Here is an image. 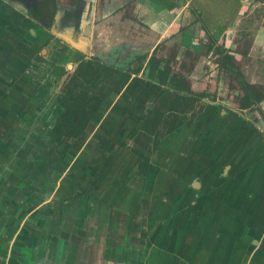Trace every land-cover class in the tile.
Here are the masks:
<instances>
[{"label": "crops", "instance_id": "crops-1", "mask_svg": "<svg viewBox=\"0 0 264 264\" xmlns=\"http://www.w3.org/2000/svg\"><path fill=\"white\" fill-rule=\"evenodd\" d=\"M35 1L40 12L38 9H25L20 0H0V109L12 120L10 133L17 137L9 139L20 147L16 148L15 154L18 156L26 138L31 143L29 136L42 132L43 121L54 120L58 113L61 114L63 129L62 114L66 109L60 99L65 92V84L81 61H89L84 75L94 74L87 88L91 97L86 106L88 121L85 133L78 134H86L91 121L98 118L104 121L106 118L108 123L101 122L98 126L99 135L118 136L131 128L137 119H142L141 115L158 117L160 130L155 147L147 148L135 137L126 138L130 145L125 143L127 145L112 149L101 161L95 160L99 157L96 146H84L82 153L78 154L80 156L75 158L78 160L73 163L72 181L93 179L96 173H99L98 179H103L101 182L110 187L114 186V179H141L136 177L135 170L127 171L131 176L122 174V166L117 164L118 159L132 153L131 149L139 151L142 155L137 156L141 159L147 156L156 173L151 176L145 171L143 179H152L153 176L154 179H163L171 175L172 181L185 185L182 195L175 188L168 198L173 222L182 201H185L186 215L191 214L186 226L189 229H184L186 235L180 241L182 247L179 245L180 236L176 237L172 230V246L187 247L183 264H204V258L205 264H264V118L258 120L255 116H247L219 96L213 101L202 97L200 108L191 103L183 106L178 100L174 102L172 85L156 76L157 70L170 71L172 75V40H178L179 48L200 50L204 45L201 36L205 32L216 39L214 44L223 53L225 49L231 52L226 48L228 45L224 47L220 43L229 40L227 33L241 19L250 3L246 0H184V15L191 12L187 8L190 4L199 15L202 14L198 15L200 37H197L193 33L192 19L190 26L187 18L180 23L175 19L172 0ZM200 23L206 29L201 28ZM181 26L185 27L182 29ZM254 33L252 47L258 43L257 40L264 38L262 27ZM40 46L44 50L42 56L38 54ZM150 56H155L151 62L148 61ZM65 70L70 72L69 76L61 85L54 87L53 79ZM198 82L193 80L192 85L197 86ZM181 118L186 121L176 126ZM16 122L23 127H17ZM167 122L172 135L167 133L161 139L159 135ZM183 132V137L190 141L188 149L178 147L179 137L172 144L174 133ZM10 133L5 132L4 135ZM65 137L70 142L73 136ZM27 145L22 149L28 151ZM71 151L69 149L67 153ZM182 152L184 156H180ZM117 154L119 158L113 160ZM47 155L29 156V168L39 167L40 179H53L52 171L56 169V163L49 167ZM16 167L15 162L14 169ZM23 168L26 170L27 166ZM32 173L28 171L23 179L30 176L34 179ZM19 181L14 180L16 185ZM47 184L45 189L49 188ZM127 194L132 197L126 190L106 193L107 198L113 201L112 207L118 210L114 215L123 213L126 216L114 220L113 224V221L99 223L97 216L91 226L76 210L60 216L62 219H57L56 225L61 228L64 223L70 224L71 230L66 235L67 241L61 244L62 255L56 262L139 264L132 260L138 253L130 245L128 231L133 228L132 220L140 219L143 213L124 202ZM177 195H181L179 201ZM3 202L0 196V212H4V217L0 215V234L10 231L12 225L9 226L7 221L15 219L11 211L6 212ZM193 215L201 217V223H194ZM101 232L104 235L98 239ZM10 239L8 244L0 239V264L36 261L53 264L52 260L56 259L48 258L47 261V253L43 251L44 255H36L29 248L31 246L26 247L25 244L21 246L28 249L24 256ZM67 245L71 246L66 263ZM2 248L4 252H1ZM43 248L42 243L40 250Z\"/></svg>", "mask_w": 264, "mask_h": 264}, {"label": "rangeland", "instance_id": "rangeland-1", "mask_svg": "<svg viewBox=\"0 0 264 264\" xmlns=\"http://www.w3.org/2000/svg\"><path fill=\"white\" fill-rule=\"evenodd\" d=\"M183 1L184 0H172V3H175L174 6H172V9L175 10L174 12L172 10L174 13L173 15L176 16L175 19L178 20V23L184 18L189 19L187 21V23L189 22L187 24L189 26L191 22H193V33L197 35V37H200L198 34L199 28L197 29V26H199L198 17L202 14L199 15L196 8L191 7L192 4H190V7L187 8L191 12L184 15L182 12L185 5ZM246 1L250 4L246 6L245 11L241 14V19L236 22L235 25H233L232 30L227 33L230 35V37H228L229 40L225 39L220 43V45L223 44L224 47H226L225 45H228L226 48H229L231 53L232 51H235L231 63L234 70L220 66L223 57V50L218 52L216 44H214L216 39L212 40L208 33L206 34L204 32L201 36L204 39L202 43L205 46L203 45L202 49H200V53L203 54V57L200 58L199 63L197 62L196 67H194L196 61L193 54L188 52L185 53L182 46L180 48L178 47V40H172L173 70L179 72L181 76L182 74H189V80L192 79V77H199L200 81L197 83V86H194L198 92L204 87L202 86L201 81H203V84L206 83L204 91H207V95L205 99L207 98L213 101L217 100L219 96V98L225 99L228 103H231L236 107H238V101L241 97L248 92V87L245 83L247 78L254 81L253 78L256 77L255 74L263 73L264 68V38L257 40L258 43L252 47L254 41L253 35L256 34L254 32L261 27L262 30H264V0ZM20 2L25 9L30 8L37 10L39 8H36L37 2L35 0H20ZM209 11H214V9ZM37 12H40V9H38ZM199 21L201 20L199 19ZM200 24L201 28L206 29L202 23ZM184 27L185 26H181L180 28L183 29ZM211 41L214 43L208 48V52L205 53L204 48L206 50V47ZM199 42H201V40ZM42 47L43 46H40V48H38V54L40 56H42L44 52V50H41ZM225 50L226 51L224 52H230L227 49ZM175 54H181L180 58H175ZM236 69H239V72H237ZM89 72L90 71L86 74L88 75ZM69 74L70 72L65 70L64 72L58 73L59 76H56V79L51 77V79L54 80V87L61 85V83L67 79ZM259 78L261 79V77ZM33 91L36 90L34 89ZM198 94L199 93L195 95ZM194 98L195 97H193V100L190 103L195 105V107L200 108L201 99L199 102H196V99ZM0 108L2 107L0 106ZM0 112V128H2L0 129V196L2 201L5 202L2 204H4L3 207H6V212L11 211L10 213H13L12 216L15 218L14 220L12 219V221L10 219L7 221L9 226L12 225L10 226L11 230L0 234V239H4L5 244H8V239L11 238L14 240L16 249L20 250V254L22 253L25 256V253L28 252L27 248H21V246L25 244L26 247L31 246L29 248L33 249L34 252L37 253L36 255H44L47 253V261L48 258H56L52 260V262L53 264H58L56 260L62 255L63 250L61 244L67 241L68 236L66 235L71 230V225L64 223L60 228L55 223L57 219L61 220L62 218L60 219V216H67L71 210H76L80 212L79 215H81L86 222L91 223V226L92 221L94 222L97 220V216L100 220L99 223H109L110 221H113L111 222L113 224L115 223L114 220H120L121 216L124 218L126 216L123 215V213H121L120 216L114 215L118 210L112 207L111 202L113 201H111L110 198H107L106 193H118V190L123 192L126 190L130 194L132 191L133 193L130 195L132 196L130 198L129 194H127L126 198H123L124 202H128L127 205L129 207L134 206V209L143 213L140 219L132 220L133 228L128 231L130 245L133 246V250L138 253L134 255L133 259H131L139 262V264H183L182 259L185 258L187 247L181 248L183 243L180 241H182L186 235L184 229H189V227L186 228V226L187 220L191 217V214H189V216L186 215L184 211L185 201H182V204L177 208L176 213L174 212L176 217L173 218L175 219L173 222L171 216L172 213L170 212L172 209L168 198L170 197L172 189L175 192V188L177 192L182 195L185 185L180 186L175 180L172 181L171 175L170 177H163V179H154V176L152 179H143L142 176H144L143 174L145 171H147V175L151 174L152 176L153 174H156L154 173V168L151 167L152 164L150 165L149 158H146L147 156H143L145 158L141 159L137 155L142 154L139 151L136 152V150L134 151L130 148L132 151L130 155L117 160V164L119 163L122 166V174L131 176L129 173L135 170L137 172L136 177L141 179H114L112 181V185L114 186L111 187L108 184L101 182L103 179H98L99 173H96L93 179H75L76 181H72L71 179L73 176V163L78 160L75 158L80 156L78 154L85 148L84 146L89 144L90 146H96L97 151L99 152L97 155H99V157L95 158V160L101 161L105 155L112 152V149L127 145L125 144L128 143L126 138L132 139V136L126 134L130 127L125 129V132L123 134L120 133L118 136H110V134L99 135V124L101 122L108 123L109 120L105 118L107 121H100L99 119L101 118H98L96 121H91L86 134L74 135L70 138L71 140L69 142L68 139L66 141L62 126L60 125L61 114L58 113L54 120L43 121L42 132L39 131V133H44L43 135L38 133L37 135L29 136L32 138L31 143H29L27 138L25 139L26 143L24 142V145L21 146L23 148V146L25 147L29 143L27 145V149L29 150L27 151L26 149L21 148L20 151L18 150L19 153L17 156L14 151L16 148L19 149L20 147L18 148V144L9 139L11 137H17V135L10 133L11 126H13L12 120H10V116L5 111L0 109ZM189 115H187V118H189ZM185 121L186 119L181 118L180 121L176 122V126ZM211 122L213 121L211 120ZM46 123H48V125ZM15 125L19 127L20 124L19 122H16ZM124 127L126 128V126ZM5 132L10 134L4 135ZM167 133L172 135V129L168 130V122L163 126L159 137L164 139V135ZM175 135L177 134L174 133L172 144H174V140L179 137V142L177 143L178 147L188 149L190 141L183 137L184 132L183 134H178L177 137ZM128 145L130 144L128 143ZM69 149L73 151L68 154L67 151ZM30 154L34 156L38 155V157H41L43 154H48L47 159H49V167L56 163V169L52 171V177L54 180L40 179V169L37 166V169L29 168V165H31L29 162ZM184 154L185 153L180 156H184ZM116 158H119L118 154L113 156L112 159L115 160ZM15 162L18 167L14 169ZM23 166H27V169L25 170ZM162 170L163 169L160 171ZM165 170L168 172V169ZM28 171L33 172L34 179H30L31 176L29 179H23L24 175L27 176ZM156 178L158 177L156 176ZM15 179L20 180L17 185L14 182ZM45 181H49V183L47 184ZM45 183L49 188L45 189ZM181 195L176 196L178 201L180 200ZM133 208L129 210L131 211ZM3 214L4 212L1 211V217H4ZM192 220L194 223H197V221L201 223V217L198 218L193 215ZM172 230L175 231L176 237L179 238L180 236L179 245L181 247L179 245L175 248L172 246ZM188 234L190 237V233ZM91 235H93V233H91ZM102 235H104L103 232L100 233L98 239H102ZM42 243L44 248L43 250H40ZM70 246L71 245H67L66 257H64L66 263L69 261L70 257H68V255H70ZM51 248L52 250L50 252ZM1 252H4L3 248L1 249ZM245 253L247 252L245 251ZM205 259L206 258H204V264ZM30 260L28 261L30 262ZM134 263L135 262H130V264ZM27 264L43 263L36 261Z\"/></svg>", "mask_w": 264, "mask_h": 264}, {"label": "flooded vegetation", "instance_id": "flooded-vegetation-1", "mask_svg": "<svg viewBox=\"0 0 264 264\" xmlns=\"http://www.w3.org/2000/svg\"><path fill=\"white\" fill-rule=\"evenodd\" d=\"M206 48V50L204 48L205 53L208 52V47ZM184 51L185 53L188 52L193 54V57H195L196 61L194 67H196L197 62L199 63L200 58L203 57V54L200 53L201 50L186 48L184 49ZM180 56L181 54L174 55V57L177 59H179ZM154 59L155 56H150L148 61L151 62ZM173 69L174 68L172 67V75H170V71L157 70L156 76L161 80V75H163L166 81L172 85V91L175 94L174 102L178 100L183 106H185L192 102L193 97H195L194 99L196 100H200L202 99V97H205L207 95V91H204L206 83L202 84V86L204 87H202L200 89L201 91L199 90V92L196 91V88L192 85L193 80L200 81L199 77H192V79L189 80V74L188 76L187 74L181 73V76L179 72ZM255 75L256 77L253 78L254 81L249 80L246 77L247 80L245 83L247 84L248 92L238 101L239 105L237 108L241 110V112L246 113L247 116H255L258 120H262L264 118V74L261 73ZM258 76L261 77V79ZM201 82L203 83V81ZM197 93L199 94L195 95ZM141 117L142 119H137L135 124L128 129L127 135L135 137L141 145L151 149L153 146H155L157 141V134L160 130V121L158 117L154 116L145 117L141 115ZM136 124L139 125L136 126Z\"/></svg>", "mask_w": 264, "mask_h": 264}, {"label": "trees", "instance_id": "trees-1", "mask_svg": "<svg viewBox=\"0 0 264 264\" xmlns=\"http://www.w3.org/2000/svg\"><path fill=\"white\" fill-rule=\"evenodd\" d=\"M212 43L214 42L211 41L207 47L210 48ZM216 48L218 52H221L219 46H216ZM232 58L233 55L231 53L224 52L221 63L222 66L233 69L231 65L233 61ZM87 65H89V61H81L78 64L76 72L66 82L65 92L61 95L60 103L66 109L62 118L63 133L68 137L78 133H85L84 128L88 121L86 106L91 98L87 92V88L90 80H92V74H94L92 73L87 77L84 75ZM161 76V80H165L163 75Z\"/></svg>", "mask_w": 264, "mask_h": 264}, {"label": "water", "instance_id": "water-1", "mask_svg": "<svg viewBox=\"0 0 264 264\" xmlns=\"http://www.w3.org/2000/svg\"><path fill=\"white\" fill-rule=\"evenodd\" d=\"M229 53H231V52H229ZM232 54V53H231ZM233 55V54H232Z\"/></svg>", "mask_w": 264, "mask_h": 264}]
</instances>
